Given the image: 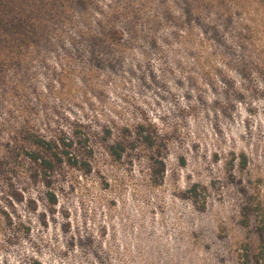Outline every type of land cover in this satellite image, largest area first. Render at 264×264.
<instances>
[{
	"label": "rangeland",
	"instance_id": "rangeland-1",
	"mask_svg": "<svg viewBox=\"0 0 264 264\" xmlns=\"http://www.w3.org/2000/svg\"><path fill=\"white\" fill-rule=\"evenodd\" d=\"M262 54L264 0H0V264H264Z\"/></svg>",
	"mask_w": 264,
	"mask_h": 264
},
{
	"label": "trees",
	"instance_id": "trees-1",
	"mask_svg": "<svg viewBox=\"0 0 264 264\" xmlns=\"http://www.w3.org/2000/svg\"><path fill=\"white\" fill-rule=\"evenodd\" d=\"M167 19L165 17H161L159 22H165ZM129 24H132L131 21L128 22ZM103 26H113L109 25V19L104 18L101 23ZM99 25V26H101ZM132 28V31L125 30V29H116L112 27L109 30H101V34H97L94 41H109L112 45H121L123 43H126L127 38L129 39L128 42H138L141 43V45H149L152 43L153 45H157L159 47H162L165 43L172 40L173 42L178 38V34H163L159 35V32H146L145 30H141L139 27L130 26ZM106 29V28H105ZM92 37H95L92 36ZM92 37H89L92 38ZM83 40H85L84 37H81ZM106 39V40H105ZM88 40V39H87ZM217 50V49H216ZM206 60L211 61L213 58H216L218 55L215 53V51H209L206 53ZM218 54L221 56V58H226V55L222 52H218ZM259 56V65L264 67V55L262 54L261 57ZM207 68V66H204L203 71ZM264 73V71H262ZM209 74H215V80L218 81V78L221 76H229L230 80L233 79L232 75H229L224 68H222L218 73L215 72H209ZM221 75V76H220ZM232 105V102L230 103ZM132 128H134V131L129 132V135H127L126 139L123 136L122 142L119 143V147L114 148L112 147V150L114 151V154H116L117 158H121L122 154L119 151V148L125 150L127 143H134L136 141L143 144L144 147L148 148L151 152H157V144H158V137L156 132H153L152 130H149L146 128L145 124L139 123L137 128H135L136 121H131ZM126 127H129V130H131V125L128 123ZM132 140V141H130ZM31 146L38 148V151H32L28 153V156L30 160L39 166L41 173L48 176H53L57 174L58 168L64 164V160L67 158H70V153L65 150L66 146L61 145V143L58 140L53 139H46L42 137H35L31 141ZM155 154V153H154ZM244 156V161H245ZM72 160V159H69ZM164 165V163H162ZM36 264V263H35Z\"/></svg>",
	"mask_w": 264,
	"mask_h": 264
}]
</instances>
